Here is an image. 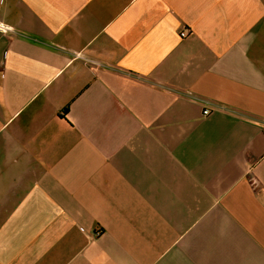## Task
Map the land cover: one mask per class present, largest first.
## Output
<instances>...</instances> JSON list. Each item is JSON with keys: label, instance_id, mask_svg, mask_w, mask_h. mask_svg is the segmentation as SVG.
<instances>
[{"label": "crops", "instance_id": "1", "mask_svg": "<svg viewBox=\"0 0 264 264\" xmlns=\"http://www.w3.org/2000/svg\"><path fill=\"white\" fill-rule=\"evenodd\" d=\"M0 25V264H264V0H0Z\"/></svg>", "mask_w": 264, "mask_h": 264}, {"label": "built area", "instance_id": "2", "mask_svg": "<svg viewBox=\"0 0 264 264\" xmlns=\"http://www.w3.org/2000/svg\"><path fill=\"white\" fill-rule=\"evenodd\" d=\"M0 30L4 33L10 31V29H8L7 27L2 26V25H0ZM187 34H188V31H183L180 33V36L185 37ZM193 98H195V97H193ZM195 99L199 100L200 102H202L204 104V109L202 111L203 115H208L210 113V106L212 105L210 103V101L205 100V99H198V98H195Z\"/></svg>", "mask_w": 264, "mask_h": 264}]
</instances>
